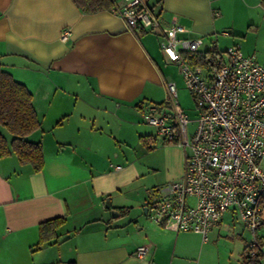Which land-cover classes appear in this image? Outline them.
<instances>
[{
	"label": "crops",
	"instance_id": "obj_1",
	"mask_svg": "<svg viewBox=\"0 0 264 264\" xmlns=\"http://www.w3.org/2000/svg\"><path fill=\"white\" fill-rule=\"evenodd\" d=\"M145 1L187 29L179 36L203 37L201 51L223 39L220 49L239 43L264 62V0ZM165 56L156 34L128 31L112 10L0 0V66L32 93L40 127L26 138L44 156L39 171L13 152L0 157V264H241L250 238L242 227L221 232L233 212L206 240L147 216V190L179 179L184 166L183 149L152 136L143 120L172 80ZM58 216L66 220L57 237L36 248L39 223ZM258 236L264 252V226ZM141 245L149 248L143 258Z\"/></svg>",
	"mask_w": 264,
	"mask_h": 264
},
{
	"label": "built area",
	"instance_id": "obj_2",
	"mask_svg": "<svg viewBox=\"0 0 264 264\" xmlns=\"http://www.w3.org/2000/svg\"><path fill=\"white\" fill-rule=\"evenodd\" d=\"M112 11L128 31L158 36L198 111L189 137L190 119L178 101L176 84L164 80V100L143 115L165 143L184 152L181 177L147 190L148 218L175 231L198 232L206 240L222 214L231 211L251 232L248 246L259 248L258 231L264 226V62L243 54L239 43L224 50L211 44L201 51L203 37L179 36L187 29L174 18L166 22L155 15L145 0H113ZM69 34L64 28L60 38ZM148 251V246H138L136 256L143 258Z\"/></svg>",
	"mask_w": 264,
	"mask_h": 264
},
{
	"label": "trees",
	"instance_id": "obj_3",
	"mask_svg": "<svg viewBox=\"0 0 264 264\" xmlns=\"http://www.w3.org/2000/svg\"><path fill=\"white\" fill-rule=\"evenodd\" d=\"M83 12L112 10L113 0H72ZM0 127L11 136L10 141L0 128V157L14 153L18 160L39 171L44 163L40 142L26 137L40 127V120L32 104V93L21 82L0 66ZM149 147V146H148ZM150 148V147H149ZM64 216L44 220L38 225L36 248L57 237V228L65 222ZM258 244L261 247L260 238ZM244 247L241 264H262L261 248Z\"/></svg>",
	"mask_w": 264,
	"mask_h": 264
},
{
	"label": "rangeland",
	"instance_id": "obj_4",
	"mask_svg": "<svg viewBox=\"0 0 264 264\" xmlns=\"http://www.w3.org/2000/svg\"><path fill=\"white\" fill-rule=\"evenodd\" d=\"M227 45V42L225 40H221L219 42V46L218 48H223ZM160 49V47H159ZM161 50V49H160ZM161 52L163 53V51L161 50ZM166 57V56H165ZM167 58V57H166ZM168 63H170V61H168V58L166 59ZM173 63V62H171ZM163 71L164 73L167 75V78L172 79V81L174 80L176 87H177V96H178V101L181 105V107L186 111V113L189 116L190 119V123L187 125V130H188V135L189 137H191L192 133L194 132L195 128H196V123H195V119L198 117V111L197 108L195 106V102L194 99L191 95V93L187 90V88L185 87L183 78H182V74L180 72L179 67L174 63V64H163ZM150 125V124H149ZM1 128V127H0ZM150 128L152 132H150L151 134H153L152 136H156L157 139L159 137V139L161 140V142H163L162 138L158 135L157 133V128L153 125H150ZM1 130L3 131V133L6 136H9V133L4 129L1 128ZM167 143V142H166ZM159 155H161V152H158ZM262 165H264V162H262ZM155 186V185H154ZM153 187V186H152ZM150 187V188H152ZM228 215V214H227ZM243 228L244 233L243 235L245 237L251 238V232L248 230V228L245 226V224L236 217V220H234L230 226H228L227 224L223 227V229L221 230L222 233L225 232H231L233 230L239 229V228ZM250 235V236H249ZM249 242V240H248Z\"/></svg>",
	"mask_w": 264,
	"mask_h": 264
},
{
	"label": "water",
	"instance_id": "obj_5",
	"mask_svg": "<svg viewBox=\"0 0 264 264\" xmlns=\"http://www.w3.org/2000/svg\"><path fill=\"white\" fill-rule=\"evenodd\" d=\"M106 205L109 206V198L106 199ZM145 210H146V208H145ZM112 211H113L114 213H117V214L119 213V211L116 210V209H114V210H112Z\"/></svg>",
	"mask_w": 264,
	"mask_h": 264
}]
</instances>
